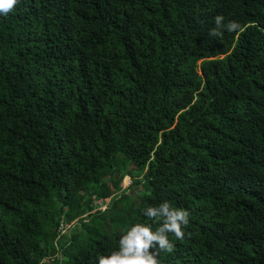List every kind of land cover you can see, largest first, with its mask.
I'll use <instances>...</instances> for the list:
<instances>
[{"label": "trees", "instance_id": "16d2710c", "mask_svg": "<svg viewBox=\"0 0 264 264\" xmlns=\"http://www.w3.org/2000/svg\"><path fill=\"white\" fill-rule=\"evenodd\" d=\"M218 14L239 28L212 39ZM164 199L190 222L158 264H264V0H18L0 16V264H95ZM109 208L114 231L60 235Z\"/></svg>", "mask_w": 264, "mask_h": 264}, {"label": "clouds", "instance_id": "9594fccd", "mask_svg": "<svg viewBox=\"0 0 264 264\" xmlns=\"http://www.w3.org/2000/svg\"><path fill=\"white\" fill-rule=\"evenodd\" d=\"M17 3L18 0H0V16L8 15ZM213 22L214 27L207 32V36L212 39L222 38L223 32H234L239 28L235 21L225 23L222 14L216 15ZM142 215L151 223L136 222L121 229L116 249L100 254L95 264H158V250L171 252L174 248L169 235L182 240L184 229L190 222L189 212L174 207L167 199L145 207ZM153 225H156L154 229ZM153 247L156 252L149 251Z\"/></svg>", "mask_w": 264, "mask_h": 264}, {"label": "rangeland", "instance_id": "374dc122", "mask_svg": "<svg viewBox=\"0 0 264 264\" xmlns=\"http://www.w3.org/2000/svg\"><path fill=\"white\" fill-rule=\"evenodd\" d=\"M119 167H118V171L121 172V170L127 168L125 160L122 159L120 161H118ZM120 169V170H119ZM139 186H136L135 184H132V180L129 176H125L122 181H121V188L126 192L124 193L126 195V197L124 198V202H128V203H132L135 205L136 202V196L135 194L138 195V189ZM105 203L108 205L109 202L104 201V203L102 205V208H105L107 205H105ZM97 204H99V201L97 202ZM126 204H122L119 203L118 207L116 210H119L121 208H125ZM114 208L112 209H108L106 212L105 216H101V217H92L90 219L87 220V224L85 225V227H81L78 222H74L70 225H66L63 228L62 234H64L66 237H70L71 235L74 234V242H76L77 240H85L86 238H88L89 236L96 238L97 236H100L104 231L106 230H111L114 231V229H116V227L119 225H121V223L124 221V216H122L124 214V212H120L121 214L116 213V211ZM103 219L105 220V222L108 224L107 226H105ZM114 219V220H112ZM104 223V224H103ZM59 253V252H58ZM56 254L54 257L51 258V263L55 262V260L60 257V253ZM64 258V257H61Z\"/></svg>", "mask_w": 264, "mask_h": 264}, {"label": "built area", "instance_id": "2783aa9c", "mask_svg": "<svg viewBox=\"0 0 264 264\" xmlns=\"http://www.w3.org/2000/svg\"><path fill=\"white\" fill-rule=\"evenodd\" d=\"M99 201V204H97V202ZM104 203V201H102V200H100V199H95V198H93V204H92V206L93 207H96V208H101V209H104V208H102V206H100L99 207V205H102ZM106 205V204H105ZM95 209V208H94ZM67 224H63V223H61L60 224V229H59V231H60V235L62 234V231H63V228H64V226H66Z\"/></svg>", "mask_w": 264, "mask_h": 264}]
</instances>
